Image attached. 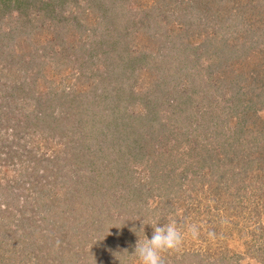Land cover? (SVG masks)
Segmentation results:
<instances>
[{"label": "trees", "instance_id": "1", "mask_svg": "<svg viewBox=\"0 0 264 264\" xmlns=\"http://www.w3.org/2000/svg\"><path fill=\"white\" fill-rule=\"evenodd\" d=\"M9 1L6 2L7 5ZM15 1V9L28 8L23 0H13L14 3ZM79 1L81 0H44L42 8L49 6L47 9L51 12L48 15L50 17L47 16V25L34 24V16L27 19L31 22L30 29L27 30L23 27L19 29L22 24L19 19L20 24L14 19L8 21L11 26L9 31L0 26V157L4 155L15 162L3 177L5 180L0 179V264H40L41 253L43 264H76L71 263L73 259L82 260L81 264H101L96 261V258L102 260L100 253L94 259L89 256V250L84 249L85 245L81 244L77 249L68 243L66 249L64 243L71 237L86 238L88 242L92 238L90 248L96 244L111 243V237H107V233L98 232L102 228L100 225L98 227V224L88 223L93 219L89 214L95 209L88 207L84 213L85 201L90 202L93 189V193H98L96 189L102 186L99 184L104 182V175L106 178L109 175L107 182L112 185L111 180L114 178L111 175L117 172L118 162L134 141H122L118 137L119 125L114 129L113 123L116 121L109 120L112 109L108 110L107 107H117L118 104L128 107L129 101L140 94L132 88L136 63L147 64L149 61L163 75L167 67L177 71L181 69L179 79L188 67L187 62L192 65L189 72L196 66L193 65L195 62L185 56L192 43L184 42L180 35L168 41L165 38L167 36L157 30L159 24L152 21V12L144 7L146 1L126 0L133 5L137 4L130 10L131 17H135L130 25V21H126L128 11L122 9L120 0H84L86 3L81 5V9L85 12V20L87 21L86 11L94 17L92 22L95 25L90 32L95 31L96 27L100 36H105L110 30L115 31V36L110 41L104 39L107 43L97 41L99 48L95 47L97 51L94 50L87 56L88 62L93 60V55L97 60L107 49L112 48L113 51H108L112 54L106 58L105 68L95 72L96 78L94 74L87 73L88 78L93 77L95 81L88 88L73 90L71 87L58 86L59 83L55 84V81L59 82L56 79L67 68L70 59H66L60 49L62 37L57 34L55 39L50 40L48 30L62 19L67 10L72 12L73 19L80 22L77 16ZM73 3L76 6L73 7ZM252 3L257 9L254 0ZM256 4H259L260 9V0H256ZM231 15L233 28L239 27L240 19L234 12ZM124 18L126 19L123 20ZM262 21L258 17V25L264 22ZM246 26H249L248 23ZM238 31L239 29L231 31L229 26L223 25L215 32L204 35L205 40L195 45V51L199 50V60L207 59L215 70L213 87L216 92L224 89L229 98L240 105L226 116L229 120L236 113L239 116L236 125H230L227 129L233 138L230 149H223L218 153L205 151L197 163V166L207 169L209 174H215L208 186L215 191L217 187L213 183H219L230 169L234 171L233 166L237 168L240 163H244L247 169H251L255 157L264 154V143L256 148V141L260 140L247 136L249 125L260 120L256 111L264 109V72L242 68L238 59L244 51L241 43L240 46L237 43L243 37H233V32ZM43 34L48 37L43 38ZM144 35L149 40L159 42L155 53L136 47L140 42L138 40ZM102 43L106 44V49H102ZM100 50V55L93 54ZM82 65L85 64L82 62ZM151 66L148 67L152 68ZM145 115L137 113L134 121L144 123ZM128 119L129 115L125 113L124 121L128 122ZM218 126L223 130L220 124ZM124 127L128 126L124 124ZM260 130L264 131L262 127ZM54 139L57 145L53 144ZM241 139H247L245 147H241ZM48 146L54 147V151L42 153L41 149ZM114 149L116 153L109 155ZM92 154L90 160L89 156ZM263 156L260 160L264 163ZM95 157L107 158L108 166L104 162L100 166H94L98 164L95 161L99 160L94 159ZM188 170H183L177 176L178 187L185 182H198L196 171H190L189 176ZM125 174L127 173L124 172ZM121 175L117 173V176ZM60 180L63 191L57 192ZM110 185H106V189ZM167 188L173 193L176 191L171 186ZM135 190L131 185L129 192L133 193ZM47 239L52 240L54 249H57L55 244L63 247L59 252L49 250L47 255L45 250L48 246L42 244ZM106 252L110 258L109 263L114 264L119 254L118 248L113 247ZM103 262L105 264V260ZM116 264L124 263L121 259Z\"/></svg>", "mask_w": 264, "mask_h": 264}, {"label": "rangeland", "instance_id": "2", "mask_svg": "<svg viewBox=\"0 0 264 264\" xmlns=\"http://www.w3.org/2000/svg\"><path fill=\"white\" fill-rule=\"evenodd\" d=\"M43 1L23 0L24 4H28L26 9L24 7L15 9L16 1L14 3L13 0L9 1V5L6 3L8 0L0 1V26L9 31L11 26L8 21L14 19L15 22L19 20L22 22L21 26L20 21L17 23L19 29L23 27L27 30L30 29L31 23L27 19L34 16L36 18L34 24L47 25L49 21L47 16L51 12L47 9L49 6L42 8ZM142 1H146L144 7L152 12V21L159 24L157 30L163 32L168 41L180 35L184 42L192 43L185 56L195 62L193 65L196 66L189 72L192 65L187 62V72H183L182 78L179 79L181 69L177 71L167 67L163 75L154 69L148 60L147 64L136 63L132 88L140 94L129 101L128 107L120 104L117 107H107L108 110L112 109L109 120L116 121L113 123L114 129L119 125L118 137L122 141L134 139L133 144L122 155L118 162L119 166L116 167L117 172L111 175L114 178L111 180L112 185L107 182L109 175L107 178L104 175L105 178L102 177L104 182L99 184L102 186L96 189L98 193H93L95 192L93 189L90 202L84 203L86 205L84 213L88 207L95 209L89 214L93 218L88 222L89 225L98 224V227L100 225L102 228L98 232L107 233V237H111V243L96 244L90 248L92 238H88L90 240L88 242L86 238L71 237L64 243V247L68 249V243L77 249L81 244L85 245L84 249L89 250L90 257L93 256L95 259L98 253L100 257L102 255L101 261L96 258L101 264H104V260L105 264H110L106 250L116 247L119 254L114 264L121 259L124 264H138L133 254L137 240H142L144 235L150 239L152 227L156 222L163 225L175 221L185 234V239L178 250L164 254L165 264H264V163L260 160L264 154L258 155L257 150L258 156L255 157L251 169H247L244 163H240L237 168L231 165L234 171L230 169L219 183L218 181L213 183L215 188L217 187L216 191L212 190L213 188L209 189L208 186L214 180L215 174H209L206 172L207 169L197 166L199 157L204 155L205 151L218 153L223 149H230L233 138L227 129L230 125H236L239 116L236 110V114L234 113L230 120L226 116L240 105H236V101L229 98L228 92L224 89L216 92L213 87L215 70L207 59L199 60L200 56L197 54L199 50L195 51V45L205 40L204 35L215 32L221 26H229L231 31L239 29L238 32H233V37H243L237 43V45L241 43L244 51L238 59L243 65L242 68L264 72V0H260V9L256 0L254 5L257 9L254 8L252 0ZM84 3L86 2L81 0L77 5L79 12L77 16L81 23L73 19L72 12L67 10L62 19L48 30L50 40L55 39L57 34L62 37L60 49L63 56L70 59L67 68H64V72L56 79H59V82L55 81V84L59 83L58 86L71 87L73 90L88 88L92 81L95 82L93 77L88 78L87 73L94 74L96 78L95 72L105 68L104 62L112 54L108 51L113 49L109 47L104 55L101 54L102 50L93 53L101 55L97 60L93 55L90 62L87 56L94 50L97 51L95 49L99 48L96 45L97 41L105 42V38L110 41L115 36L114 30L100 36L97 27L95 31L90 32L95 25L92 22L94 17L85 10L87 21L85 20V12L81 9ZM119 4L123 6V10L128 11L127 19L123 20L130 21L131 25L135 17H131L130 10L137 4L133 5L126 0H120ZM233 12L240 19L239 27L232 26ZM258 17L260 21L263 20L260 25L257 22ZM46 34L42 37L47 36ZM91 39L93 42H89ZM138 41L140 42L136 47L152 53L158 50L159 42L149 40L147 35ZM105 43H102L104 45L102 49H106ZM80 61L85 65H82V62L79 64ZM125 113L129 115L128 122L124 121ZM137 113L146 114L144 123L134 121ZM256 115L260 120L249 125L247 136L260 140L256 141L257 148L264 143L262 138L264 131L260 130L261 127L264 129V109L259 108ZM124 124L128 127H124ZM218 124L223 130L219 129ZM241 140V147H245L247 139ZM55 142L54 139L53 144L57 145ZM53 151L52 146L41 149L42 153L47 154ZM115 153L114 149L109 155ZM93 154L89 156L90 160ZM1 157L0 179L5 180L3 177L15 162H11L4 155ZM94 159H99L95 161L98 164L94 166H100L101 162L108 166L107 158ZM186 169H189V176L190 171H196L198 182L196 184L185 182L178 187L177 176ZM124 172L127 174L124 175ZM117 173L122 175L117 176ZM61 183L60 180L57 184L59 188H54L57 192L63 191ZM106 185L110 187L106 189ZM131 185L136 188L133 193L129 192ZM167 186L176 191L173 193L170 188L168 191ZM66 223L70 225L67 221ZM191 225L198 229L195 238L188 233ZM91 228L94 230L93 226ZM42 244L48 246L45 250L47 255L50 253L49 250L59 252L63 247L61 244H55L57 249H54L50 239L42 241ZM105 248L107 249L104 250ZM42 257L43 253L40 264L44 262ZM81 261L73 259L71 263L81 264Z\"/></svg>", "mask_w": 264, "mask_h": 264}, {"label": "clouds", "instance_id": "3", "mask_svg": "<svg viewBox=\"0 0 264 264\" xmlns=\"http://www.w3.org/2000/svg\"><path fill=\"white\" fill-rule=\"evenodd\" d=\"M152 228L150 239L144 235L142 240L136 242L133 254L138 264H165L164 254L178 250L184 242L185 234L175 221L163 225L156 222ZM188 233L195 238L198 235L197 227L191 225Z\"/></svg>", "mask_w": 264, "mask_h": 264}]
</instances>
